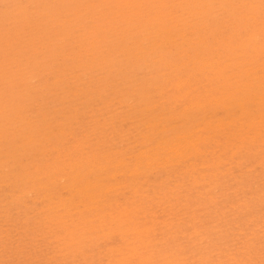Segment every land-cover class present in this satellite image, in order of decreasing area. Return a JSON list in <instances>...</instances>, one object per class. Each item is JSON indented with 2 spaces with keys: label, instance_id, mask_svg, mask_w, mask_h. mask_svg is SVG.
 Returning <instances> with one entry per match:
<instances>
[{
  "label": "rangeland",
  "instance_id": "rangeland-1",
  "mask_svg": "<svg viewBox=\"0 0 264 264\" xmlns=\"http://www.w3.org/2000/svg\"><path fill=\"white\" fill-rule=\"evenodd\" d=\"M127 1L0 0V264H264V0Z\"/></svg>",
  "mask_w": 264,
  "mask_h": 264
},
{
  "label": "bare ground",
  "instance_id": "bare-ground-1",
  "mask_svg": "<svg viewBox=\"0 0 264 264\" xmlns=\"http://www.w3.org/2000/svg\"><path fill=\"white\" fill-rule=\"evenodd\" d=\"M133 1V0H132ZM137 1V0H136ZM143 1V0H142ZM147 1V0H146ZM123 2H124V0H123ZM126 2L128 3V1L126 0ZM130 2V1H129ZM144 2V1H143ZM246 2V1H245ZM134 3V2H133ZM140 3V2H139ZM200 3V2H199ZM100 4V3H99ZM123 4H125V3H123ZM137 4V3H136ZM162 4V3H161ZM259 4V3H258ZM132 5V4H131ZM138 5V4H137ZM256 5V4H255ZM108 6V5H107ZM120 6V5H119ZM124 6V5H123ZM122 6V7H123ZM260 6V5H259ZM121 7V8H122ZM125 7V6H124ZM136 7H140V6H136ZM100 8V7H99ZM126 8V7H125ZM128 8H129V6H128ZM162 8V7H161ZM255 8V7H254ZM262 8V7H261ZM77 10H78V8H77ZM35 11V10H34ZM97 11V10H96ZM130 11H131V9H130ZM160 11V10H159ZM198 11V10H197ZM201 11V10H200ZM41 12V11H40ZM73 12H74V10H73ZM123 12V11H122ZM131 12H133V11H131ZM135 12V11H134ZM133 12V13H134ZM183 12V11H182ZM84 13V12H83ZM136 13V12H135ZM162 14V13H161ZM83 15V14H82ZM85 15V14H84ZM133 15H135V14H132V16ZM174 15V14H173ZM123 16V15H122ZM129 16V15H128ZM184 16H187V15H184ZM252 16V15H251ZM116 18V17H115ZM123 18H125L124 16H123ZM127 18H129V17H127ZM131 18V17H130ZM136 18V17H135ZM155 18H156V16H155ZM184 18V17H183ZM185 18H187V17H185ZM139 19V18H138ZM67 20V19H66ZM125 20V19H124ZM162 19H160V22H162L161 21ZM183 20V19H182ZM238 20V19H237ZM126 21V20H125ZM174 21V20H173ZM79 23V22H78ZM151 23V22H150ZM122 25V24H121ZM151 25V24H150ZM149 25V26H150ZM154 25V24H153ZM189 25V24H188ZM253 26V25H252ZM102 27V26H101ZM180 27V26H179ZM201 27V26H200ZM210 27V26H209ZM104 28V27H103ZM184 28V27H183ZM112 30V29H111ZM54 31V30H53ZM141 31V30H140ZM144 31V30H143ZM148 31V30H147ZM183 31V30H182ZM121 32V31H120ZM148 33V32H147ZM126 34V33H125ZM169 34V33H168ZM200 34V33H199ZM9 35V34H8ZM46 35V34H45ZM144 35H146V34H144ZM185 35V34H184ZM258 34H256L255 36H257ZM139 36V35H138ZM157 36H158V34H157ZM259 36V35H258ZM7 37V36H6ZM141 37V36H140ZM253 37V36H252ZM251 37V38H252ZM185 38V37H184ZM250 38V39H251ZM39 39V38H38ZM61 39V38H60ZM121 39V38H120ZM249 39V38H248ZM255 39V38H254ZM196 40V39H195ZM215 40V39H214ZM36 41V40H35ZM147 41V40H146ZM230 41V40H229ZM241 41V40H240ZM250 41V40H249ZM104 42V41H103ZM144 42V41H143ZM184 42V41H183ZM108 43V42H107ZM187 43V42H186ZM221 43H223V42H221ZM254 43V42H253ZM33 44V43H32ZM118 44V43H117ZM148 44V43H147ZM197 44V43H196ZM166 45V44H165ZM204 45V44H203ZM202 45V46H203ZM256 45V44H255ZM56 46V45H55ZM167 46V45H166ZM186 46H188V45H186ZM201 46V45H200ZM201 46V47H202ZM136 47V46H135ZM106 48V47H105ZM126 48H128V47H126ZM251 48H253V47H251ZM143 49V48H142ZM168 49V48H167ZM221 49V48H220ZM21 51V50H20ZM132 51V50H131ZM182 51V50H181ZM247 51V50H246ZM251 51V50H250ZM249 51V52H250ZM89 52V51H88ZM22 53V52H21ZM32 53V52H31ZM122 54V53H121ZM185 55V54H184ZM264 55V54H263ZM209 56V55H208ZM151 57V56H150ZM162 57V56H161ZM186 57V56H185ZM231 57V56H230ZM113 58V57H112ZM208 58V57H207ZM228 58V57H227ZM44 59V58H43ZM48 59H50V58H48ZM108 60V59H107ZM24 62V61H23ZM201 64V63H200ZM204 64V63H203ZM206 64V63H205ZM214 64V63H213ZM231 65V64H230ZM8 66V65H7ZM208 66V65H207ZM227 67V66H226ZM122 68V67H121ZM207 68V67H206ZM222 68V67H221ZM223 68H224V66H223ZM147 70H148V68H147ZM201 70V69H200ZM205 70V69H204ZM230 70H231V68H230ZM224 72V71H223ZM143 73V72H142ZM213 73V72H212ZM229 73V72H228ZM260 74V73H259ZM85 75V74H84ZM204 76V75H203ZM232 76H233V74H232ZM225 77V76H224ZM226 79V78H225ZM89 80V79H88ZM146 80V79H145ZM185 80V79H184ZM224 80V79H223ZM156 81V80H155ZM111 82V81H110ZM184 82V81H183ZM229 82V81H228ZM177 83V82H176ZM175 83V84H176ZM205 83V82H204ZM248 83V82H247ZM114 84V83H113ZM210 84V83H209ZM231 85V84H230ZM240 85H242V84H240ZM248 85V84H247ZM257 85V84H256ZM86 86V85H85ZM179 86V85H178ZM237 86V85H236ZM181 87V86H180ZM23 88V87H22ZM238 88H239V86H238ZM142 90V89H141ZM188 90V89H187ZM232 90H234V88L232 89ZM250 90V89H249ZM220 91H222V90H220ZM108 92V91H107ZM224 92V91H223ZM152 94V93H151ZM256 94V93H255ZM245 95V94H244ZM149 97V96H148ZM175 97V96H174ZM146 99V98H145ZM92 101V100H91ZM145 101V100H144ZM236 101V100H235ZM95 102V101H94ZM109 107V106H108ZM264 107V106H263ZM262 107V108H263ZM200 108V107H199ZM65 109V108H64ZM205 109V108H204ZM163 110V109H162ZM105 111V110H104ZM263 111V110H262ZM261 111V113H264V111L262 112ZM260 115V114H259ZM101 116V115H100ZM261 116H262V114H261ZM260 118V117H259ZM259 118H257V119H259ZM260 120V119H259ZM258 120V122H260ZM204 122V121H203ZM225 122V121H224ZM255 122V121H254ZM257 123V122H256ZM113 125V124H112ZM164 125V124H163ZM258 125H259V123H258ZM251 127V126H250ZM257 128V127H256ZM259 128V127H258ZM253 130V132L254 131H256L255 129H252ZM258 132V131H257ZM67 134V133H66ZM258 134V133H257ZM253 136H255L256 137V134L254 135L253 134ZM233 137V136H232ZM135 138V137H134ZM182 138V137H181ZM95 141V140H94ZM192 145V144H191ZM115 146V145H114ZM182 146H183V144H182ZM185 146H187V144L185 145ZM37 147V146H36ZM197 148V147H196ZM197 150V149H196ZM207 150V149H206ZM250 152V151H249ZM230 153V152H229ZM243 153V152H242ZM235 155V154H234ZM108 159V158H107ZM88 161V160H87ZM133 163V162H132ZM222 164V163H221ZM196 165V164H195ZM99 166V165H98ZM102 169H104V166H103V168ZM255 173V172H254ZM203 178V177H202ZM192 179V178H191ZM74 183V182H73ZM222 185V184H221ZM85 186V185H84ZM86 189V188H85ZM74 193V192H73ZM29 194V193H28ZM140 194V193H139ZM187 194V193H186ZM89 195V194H88ZM142 195H144V194H142ZM179 195V194H178ZM208 196V195H207ZM88 197V196H87ZM136 199V198H135ZM22 200V199H21ZM140 200V199H139ZM246 202V201H245ZM11 204H12V202H11ZM159 204V203H158ZM150 205V204H149ZM171 207H173V206H171ZM170 207V208H171ZM140 208V207H139ZM143 210V209H142ZM170 210V209H169ZM132 211V210H131ZM172 213V212H171ZM200 213V212H199ZM2 214V213H1ZM5 214V213H4ZM146 213H144L143 215H145ZM150 214V213H149ZM148 214V215H149ZM102 215V214H101ZM140 216V215H139ZM142 216V215H141ZM99 217V216H98ZM111 217V216H110ZM131 217H132V215H131ZM168 217V216H167ZM171 217H172V215H171ZM175 217V216H174ZM146 218V217H145ZM188 218V217H187ZM253 218V217H252ZM17 219V218H16ZM95 219H96V217H95ZM130 219V218H129ZM183 219V218H182ZM49 220V219H48ZM57 220V219H56ZM145 220V219H144ZM143 220V221H144ZM63 222V221H62ZM134 222V221H133ZM9 223V222H8ZM84 224H85V222H83ZM172 223V222H171ZM140 224V223H139ZM138 224V225H139ZM168 224V223H167ZM184 224V223H183ZM90 225H91V223H90ZM94 225V224H93ZM99 225H101V224H99ZM55 227V226H54ZM107 227V226H106ZM132 227V226H131ZM135 227V226H134ZM133 228V227H132ZM138 229V228H137ZM140 229V228H139ZM41 230H42V228H41ZM102 230V229H101ZM122 230H124V229H122ZM127 230V229H126ZM131 231V230H130ZM135 231V230H134ZM1 232V231H0ZM35 232V231H34ZM103 232V231H102ZM129 232V231H128ZM6 233V232H5ZM37 233V232H36ZM106 233V232H105ZM108 233V232H107ZM255 233V232H254ZM25 234V233H24ZM39 234V233H38ZM70 234V233H69ZM178 235V234H177ZM9 237V236H8ZM119 237H120V235H119ZM158 237V236H157ZM258 237V236H257ZM1 239V238H0ZM107 239V238H106ZM125 239V238H124ZM84 240V239H83ZM143 240V239H142ZM147 240V239H146ZM3 241V240H2ZM130 242V241H129ZM133 242V241H132ZM146 242V241H145ZM148 242V241H147ZM156 242V241H155ZM5 243V242H4ZM11 244V243H10ZM135 244H137V243H135ZM147 244H149V243H147ZM150 245V244H149ZM127 246H128V244H127ZM135 246V245H134ZM141 246H143V244L141 245ZM3 247V246H2ZM11 247V246H10ZM124 247V246H123ZM263 247V246H262ZM125 248H126V246H125ZM129 248H130V246H129ZM132 248V247H131ZM135 248V247H134ZM138 248V247H137ZM114 249H117L116 247L114 248ZM113 248H112V250H114ZM133 249V248H132ZM187 249V248H186ZM4 250V249H3ZM148 250V249H147ZM165 250V249H164ZM111 251V250H110ZM132 251V250H131ZM141 251V250H140ZM143 251H145V249L143 250ZM137 252H139V251H137ZM113 253H115V252H113ZM117 253V252H116ZM51 254V253H50ZM111 254V253H110ZM125 254V253H124ZM146 254V253H145ZM128 255V254H127ZM130 256V255H129ZM132 256V255H131ZM138 256V255H137ZM163 256V255H162ZM167 256V255H166ZM122 257H125V256H121L120 258H122ZM136 257V256H135ZM144 257H145V255H144ZM152 257V256H151ZM165 257V256H164ZM242 257V256H241ZM131 258H133V257H131ZM130 258V259H131ZM146 258H147V256H146ZM148 258H149V255H148ZM171 258V257H170ZM169 258V259H170ZM126 259V258H125ZM125 259L123 260V261H125ZM161 259V258H160ZM167 258L165 257V260H166ZM263 259V258H262ZM116 260H117V258H116ZM127 260H128V258H127ZM140 260V259H139ZM164 260V261H165ZM146 261H148V259L146 260ZM161 261V260H160ZM185 261V260H184ZM118 262V261H117ZM126 262L127 261H125V264H126ZM141 262H142V260H141ZM168 262V261H167ZM254 262V261H253ZM122 263V261H120V264ZM149 263H150V261H149ZM164 263V262H163ZM249 263V262H248ZM142 264V263H141ZM172 264H174V263H172ZM178 264V263H177Z\"/></svg>",
  "mask_w": 264,
  "mask_h": 264
}]
</instances>
